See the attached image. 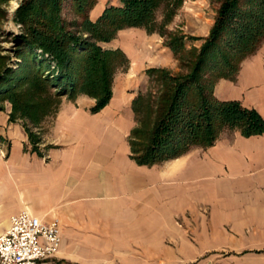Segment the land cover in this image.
Here are the masks:
<instances>
[{"label": "crops", "instance_id": "0c3cea01", "mask_svg": "<svg viewBox=\"0 0 264 264\" xmlns=\"http://www.w3.org/2000/svg\"><path fill=\"white\" fill-rule=\"evenodd\" d=\"M120 4L111 0L109 5ZM105 5V0L95 1L88 11L91 22ZM183 19L186 24L180 29L190 27V35L198 37L188 15ZM127 29L147 37L157 55H141L137 49L141 41L124 50L113 44L114 38L104 43V49H119L125 55L126 71L116 69L108 102L94 113L89 111L94 99L84 94L62 97L44 127L41 152H24L23 127L8 123L0 113V164L10 167L2 178L11 180L10 202L1 204L0 215L24 209L44 219L57 217L61 228L62 221L104 226L87 222L122 215L125 221H137L122 226L171 229L173 241L187 244L189 253L237 250L244 245L260 250L264 245V133L244 137L237 129H224L210 146H192L177 157L138 164L129 144L135 125L132 101L144 92L141 82H146L147 70H171L177 60L160 36L157 40L144 28L116 34ZM184 47L190 49L187 43ZM213 94L221 101H238L264 117V54L257 51L242 61L235 79H218ZM259 254L253 253V258L259 260Z\"/></svg>", "mask_w": 264, "mask_h": 264}, {"label": "trees", "instance_id": "16d2710c", "mask_svg": "<svg viewBox=\"0 0 264 264\" xmlns=\"http://www.w3.org/2000/svg\"><path fill=\"white\" fill-rule=\"evenodd\" d=\"M169 1L177 0H121V7L104 9L92 23L86 14L95 0H76L85 38L65 33L55 16L39 20L41 9L22 4L16 22L26 32L19 38L17 56L37 63L36 67L45 64L50 68L52 63L53 71L46 70L49 77L40 78L42 82L54 87L57 97L73 99L84 94L94 99L89 108L94 113L108 102L114 72L127 63L119 49H102L97 43L109 42L126 28L150 31L154 12ZM218 1L214 24L199 51H186L183 37L174 36L166 44L183 72L172 75L165 69L147 70L154 89L138 93L132 101L136 123L129 144L138 164L152 165L177 157L192 146H210L224 129H237L244 137L264 133V117L255 109L238 101H221L213 94L215 82L235 79L242 61L261 44L264 0ZM50 7L56 8L51 0ZM181 54L191 59L184 62ZM25 106L31 110L41 107L37 103Z\"/></svg>", "mask_w": 264, "mask_h": 264}, {"label": "rangeland", "instance_id": "374dc122", "mask_svg": "<svg viewBox=\"0 0 264 264\" xmlns=\"http://www.w3.org/2000/svg\"><path fill=\"white\" fill-rule=\"evenodd\" d=\"M51 1L55 4L54 10L50 7V0H0V113L7 116L8 123L23 127L27 136V142L23 146L24 152L30 149H35L36 152L42 151L44 127H47L56 110L58 98L67 97L65 95L57 97L56 89L40 79L49 77L46 70L53 71L52 63L50 68H47L45 64L36 67L37 63H30L17 56L19 38L26 32L25 28L16 22L17 10L22 4H29L31 7L41 9L39 20L47 21V18L55 16L65 33L83 38L87 35L81 17L76 12V0ZM105 1L104 9L114 7L109 5L111 0ZM220 3L221 1L218 0H177L162 3L154 12V23L150 31L144 30L147 34L153 33L157 40L160 36L164 45L174 36L183 37L184 43L190 47L185 50L195 49L197 52L209 35L203 38L207 29L214 24ZM121 6L122 3L118 7ZM86 15L89 20L88 12ZM184 15H188L189 21L193 22L194 27L191 26V28L198 30L199 33L196 35L198 37L190 35V27L180 29L186 24ZM114 40L113 44L121 50L128 45L136 47L135 41H141V44L137 46L141 55L144 57L151 53L157 55L152 43H147V37L141 36L138 31L130 29L121 31L115 34ZM201 40L204 41L201 42ZM103 44L97 43L104 49L107 46ZM109 45L112 46V43ZM257 51L264 54V37ZM181 57L184 62L191 59L187 55ZM179 66L180 63L177 60L178 69L175 67L168 71L172 75L178 74L182 71ZM125 71L124 66L116 72L124 73ZM27 77L29 79L25 81L23 78ZM141 84L144 92L149 88L154 89L149 78ZM28 103H37L41 107L31 110L25 106ZM5 156L3 154V160ZM3 173H10V167L6 164H0V207L1 204L10 202L8 194L11 190V180L3 179ZM7 218L8 215H0V232L7 226ZM80 223L85 222L62 221L61 245L55 257L50 260L52 264H264V245L260 246V250L251 249V245H244L237 250L189 253L187 244H178L173 241L171 229L122 226L137 223L134 220L125 221L122 215H116L115 219L87 222L104 224V226L76 225ZM253 253H261L259 260L253 258Z\"/></svg>", "mask_w": 264, "mask_h": 264}, {"label": "built area", "instance_id": "2783aa9c", "mask_svg": "<svg viewBox=\"0 0 264 264\" xmlns=\"http://www.w3.org/2000/svg\"><path fill=\"white\" fill-rule=\"evenodd\" d=\"M57 217L44 219L27 210L8 216L0 232V264H52L61 244Z\"/></svg>", "mask_w": 264, "mask_h": 264}]
</instances>
